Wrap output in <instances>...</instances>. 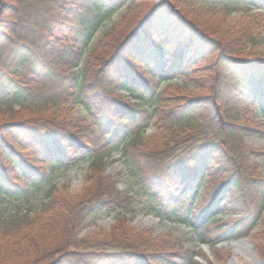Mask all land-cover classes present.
I'll list each match as a JSON object with an SVG mask.
<instances>
[{"label":"trees","instance_id":"trees-1","mask_svg":"<svg viewBox=\"0 0 264 264\" xmlns=\"http://www.w3.org/2000/svg\"><path fill=\"white\" fill-rule=\"evenodd\" d=\"M3 1L0 34L23 24L40 40L5 39L0 63V264H197L131 225L132 195L103 170L109 151L130 162L151 200L143 211L200 243L264 234L260 154L244 142L264 135V62L238 57L258 39L264 0ZM120 5L119 23L94 38ZM182 76L206 93H186ZM82 160V191L59 186V170ZM112 211L108 230L80 234Z\"/></svg>","mask_w":264,"mask_h":264},{"label":"rangeland","instance_id":"rangeland-1","mask_svg":"<svg viewBox=\"0 0 264 264\" xmlns=\"http://www.w3.org/2000/svg\"><path fill=\"white\" fill-rule=\"evenodd\" d=\"M157 0H150L148 3H155ZM2 6H4L5 1L0 0ZM123 12V6L120 5L117 7L114 14L104 22L103 26L98 29L97 32L94 33L95 37H98L104 30H106L112 24L119 23L121 18V14ZM235 11L229 13V16L234 17ZM213 17V16H212ZM114 22V23H113ZM261 27L258 29V39L254 45H248L244 50L238 53V57L246 58V59H257L264 62V16L261 17ZM23 25V24H22ZM16 24H9L6 28H2L4 33L0 34V63L5 59V56L11 52V48L13 45L6 43L5 39H10V41L17 42L19 40L25 41L31 38H38L40 40V31L37 29L36 31H31L26 33L22 31L21 27ZM32 28V27H31ZM40 28V27H39ZM34 33V34H32ZM143 74H146V70L142 69ZM148 77V76H147ZM179 78V77H178ZM177 78V79H178ZM184 81H187L188 86L185 89V92L190 95H201L206 93L205 89L196 87L193 83H191L186 76H182ZM153 82V80H151ZM190 83V84H189ZM157 86L156 84H153ZM166 86V84H159L158 88L162 89ZM167 87V86H166ZM175 84L172 86H168V89H174ZM112 92H109V95L119 96L123 95L124 91H119L117 87L112 88ZM115 94H114V93ZM128 97H124L125 101H128ZM76 114H82L83 110L79 105L74 106ZM264 127V121L261 124ZM152 129H149L146 133H150ZM245 145L247 148L254 150L260 155L258 158L254 159L256 165H252L254 170H252V175L258 177H264V135L262 138L257 140H252L251 137L245 139ZM256 157V156H255ZM45 167V166H43ZM88 169V161L82 160L68 168H64L59 170L58 178H59V186L62 184H66L68 191L72 193H79L82 191L84 185L88 183L86 181ZM103 170L106 174H111L117 178V186L120 189H124L130 192L135 202V211L134 214L132 212H125L131 219V225L141 228H152L158 234L167 235L171 241H175L177 247H171V245L167 246L165 250L169 251H190L194 254V259L197 264H230L229 259L235 254L233 253L231 247L229 246V242L226 240L217 241L213 246H209L206 251L202 247V243L197 239V235L194 230L190 229L187 225L178 222H172L166 218H159L153 214L145 213L143 209L148 204L151 203L149 197L145 194L139 192L138 187L135 185L136 181L131 173L130 162H126L125 159L121 156L119 151H109L105 156ZM215 184L213 183V186ZM211 186V187H213ZM210 189V188H209ZM197 209L201 207V205L195 206ZM121 213V212H120ZM238 213V215H240ZM118 215V212H110L108 214L100 215L93 220H91L84 229L80 231V234L94 232L96 230H108L110 225L113 223L114 219ZM220 223L225 224L226 222L231 223L234 217L228 216V214L223 215L219 218ZM257 235V237H255ZM250 243L253 249L256 251L257 256L260 259L264 260V251L261 252V248L264 247V234H262V227H255V229L251 230L248 235ZM215 251L221 254V258L218 259L215 255ZM166 252V253H167ZM186 253V252H185ZM189 253V252H188ZM168 257H170L167 254ZM236 256L239 260L242 261V264H249L238 254Z\"/></svg>","mask_w":264,"mask_h":264},{"label":"water","instance_id":"water-1","mask_svg":"<svg viewBox=\"0 0 264 264\" xmlns=\"http://www.w3.org/2000/svg\"><path fill=\"white\" fill-rule=\"evenodd\" d=\"M230 245L233 247V251L244 256V254L250 255L251 259L258 261L261 264H264L263 259H259L256 256V253L252 249L249 239L247 237L239 238L237 240H234L233 242H230ZM204 248L207 249V246L204 245ZM256 258V259H255ZM229 263H235L233 258L229 259Z\"/></svg>","mask_w":264,"mask_h":264},{"label":"bare ground","instance_id":"bare-ground-1","mask_svg":"<svg viewBox=\"0 0 264 264\" xmlns=\"http://www.w3.org/2000/svg\"><path fill=\"white\" fill-rule=\"evenodd\" d=\"M243 258L249 264H261L258 261H255V260L251 259L250 255H248V254H244ZM233 260L235 261L234 264H242V261L239 260V258L236 256V254L233 256Z\"/></svg>","mask_w":264,"mask_h":264}]
</instances>
